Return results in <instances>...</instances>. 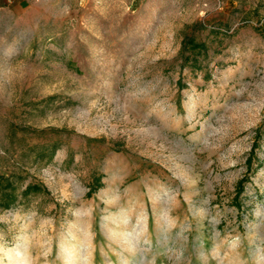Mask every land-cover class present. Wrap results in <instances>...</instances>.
I'll use <instances>...</instances> for the list:
<instances>
[{
	"label": "rangeland",
	"instance_id": "obj_1",
	"mask_svg": "<svg viewBox=\"0 0 264 264\" xmlns=\"http://www.w3.org/2000/svg\"><path fill=\"white\" fill-rule=\"evenodd\" d=\"M21 1L0 0V264H264V0Z\"/></svg>",
	"mask_w": 264,
	"mask_h": 264
},
{
	"label": "trees",
	"instance_id": "obj_2",
	"mask_svg": "<svg viewBox=\"0 0 264 264\" xmlns=\"http://www.w3.org/2000/svg\"><path fill=\"white\" fill-rule=\"evenodd\" d=\"M208 56L207 44L205 42L198 43L194 35H187L182 43V50H181V59L185 65L191 66L193 71H199L202 69L201 66V59L206 58ZM57 148H54L52 151H49L47 148L44 149V152L41 154L49 155L47 157L52 158L53 155L56 153ZM13 176L5 177L0 176V191H2L3 195H8L9 198H12L11 203H7L3 205V208H10L17 200L16 195V188L13 185ZM100 182H98V185ZM5 184V186H3ZM99 186L93 188L92 190L95 191L98 189ZM39 186L30 184L28 185L25 190L22 192L23 197H27L32 191L39 190Z\"/></svg>",
	"mask_w": 264,
	"mask_h": 264
},
{
	"label": "crops",
	"instance_id": "obj_3",
	"mask_svg": "<svg viewBox=\"0 0 264 264\" xmlns=\"http://www.w3.org/2000/svg\"><path fill=\"white\" fill-rule=\"evenodd\" d=\"M25 3V0H22L21 2H19L17 5H18V8L19 9H22L23 5Z\"/></svg>",
	"mask_w": 264,
	"mask_h": 264
}]
</instances>
